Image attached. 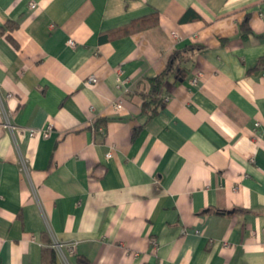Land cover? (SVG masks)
<instances>
[{"label":"crops","instance_id":"obj_1","mask_svg":"<svg viewBox=\"0 0 264 264\" xmlns=\"http://www.w3.org/2000/svg\"><path fill=\"white\" fill-rule=\"evenodd\" d=\"M10 25L0 264L49 241L75 244L55 264H264V0H0ZM189 46L148 120L147 80Z\"/></svg>","mask_w":264,"mask_h":264},{"label":"trees","instance_id":"obj_2","mask_svg":"<svg viewBox=\"0 0 264 264\" xmlns=\"http://www.w3.org/2000/svg\"><path fill=\"white\" fill-rule=\"evenodd\" d=\"M157 18L158 16L154 14L151 17L143 18L137 22L126 26L123 29L117 31L116 34L127 35L130 33H134L138 30H143L145 28H151L157 25ZM15 25L5 26L1 28L0 32L3 33L6 28H14ZM243 37L247 38L250 30L247 26L243 25ZM196 46H189L182 50L174 51L171 55L167 58V64L165 70L155 76L154 78H150L147 80V91L145 94L142 95V103H141V115L147 116L148 120L154 118L159 112L164 109L165 102H164V95L166 91V86L169 81V78L172 76L177 77L178 79L180 76L177 74V70L182 68V66L190 61L192 58L194 50H196ZM51 244V245H50ZM54 242L50 243L49 246L44 250L43 255V264H55L56 263V256L57 251L53 247Z\"/></svg>","mask_w":264,"mask_h":264},{"label":"built area","instance_id":"obj_3","mask_svg":"<svg viewBox=\"0 0 264 264\" xmlns=\"http://www.w3.org/2000/svg\"><path fill=\"white\" fill-rule=\"evenodd\" d=\"M32 7H34V6H32ZM71 45H74V42L73 41H70L69 42ZM88 81H89V83L90 84H93V83H95L97 80H96V78L94 77V76H91L89 79H88ZM196 82V80H194V83ZM168 100V98H166V100L165 101H167ZM114 107H115V109L116 110H122V108H123V105L121 104V102H117L115 105H114ZM256 125V127H259L260 126V124L259 123H256L255 124ZM95 130H98V131H103V128H101V127H97ZM49 131V130H48ZM48 131H45L43 134H44V136L45 137H47L48 135H49V132ZM36 134V131L35 130H32L31 131V133H30V135L31 136H34ZM107 157L109 158V157H111V152H109L108 154H107ZM152 246L153 247H155V248H157V244L154 242V241H152ZM75 244H72V243H70V244H67V243H55L54 242V244H53V247L56 249V251L59 253V252H62L63 251V249H67L68 251H69V253L70 254H75Z\"/></svg>","mask_w":264,"mask_h":264}]
</instances>
